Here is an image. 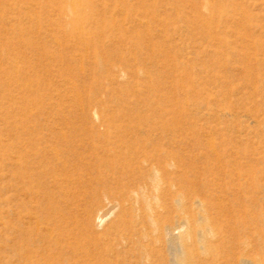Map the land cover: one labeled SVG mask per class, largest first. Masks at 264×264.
Returning a JSON list of instances; mask_svg holds the SVG:
<instances>
[{
  "label": "rangeland",
  "instance_id": "obj_1",
  "mask_svg": "<svg viewBox=\"0 0 264 264\" xmlns=\"http://www.w3.org/2000/svg\"><path fill=\"white\" fill-rule=\"evenodd\" d=\"M245 245L264 260V0H0V264Z\"/></svg>",
  "mask_w": 264,
  "mask_h": 264
},
{
  "label": "bare ground",
  "instance_id": "obj_2",
  "mask_svg": "<svg viewBox=\"0 0 264 264\" xmlns=\"http://www.w3.org/2000/svg\"><path fill=\"white\" fill-rule=\"evenodd\" d=\"M72 1H75V0H72ZM74 4H75V2H74ZM77 15H78V10L76 11V18H77ZM76 18H75V20L74 21H76ZM55 155H57V154H55ZM56 157V156H55ZM54 157V158H55ZM58 157V156H57ZM59 158V157H58ZM57 158V159H58ZM148 158H150L152 161H154L153 162V164H152V172H153V175H152V177H151V184H152V189L154 190V191H156V190H159V187H161L160 186V182L162 181V176H161V181H160V176H159V174H161L160 172L162 171V167L160 166V159H159V156L158 157H156V154H151ZM53 159V158H52ZM62 163V162H61ZM64 164V163H63ZM69 164V163H68ZM66 165V164H65ZM39 168V167H38ZM57 172V171H56ZM36 174V173H35ZM38 177H39V184L40 185H42V178H43V175H44V173L43 172H38ZM60 176V175H59ZM51 178V177H50ZM172 185H174V183H171V188L173 187ZM34 187V186H33ZM40 187V186H39ZM145 187V186H144ZM39 189V188H38ZM29 190V189H28ZM62 190V189H61ZM144 190V189H143ZM174 190V189H173ZM38 191V190H37ZM36 191V192H37ZM46 191V190H45ZM154 191H152L151 193H150V195H151V197L153 198V199H155V201H154V203H150V204H148V205H146L147 206V209H149V212H151L150 213V215H149V218L151 219V221H152V224H153V226L155 227V231L156 230H162L163 231V228H164V232H166L167 234H169V235H172V236H174V234H177V236L178 235H180L181 236V230L182 229H180L181 228V226L180 225H172V226H170V227H164L163 225H162V223H161V221L158 219V212L156 211V209L158 208V207H162V205H161V203H159L160 201H159V199H160V196H161V192L160 193H155ZM63 193H65V192H63ZM71 194H73V193H71ZM38 196V195H37ZM65 196V195H64ZM61 197H63V196H61ZM66 197V196H65ZM136 197V196H135ZM149 198V197H148ZM148 198H147V200H148ZM181 198V197H180ZM180 198H179V195H178V197H177V195H174L173 197H172V205H173V207H177V208H179V203L181 204V200H180ZM186 198V197H185ZM201 201H199V203H200ZM202 203V202H201ZM200 203V204H201ZM147 204V203H146ZM179 205V206H178ZM113 206V205H112ZM115 206V205H114ZM110 209H111V206H110V208L108 209H105V211H103V212H100L98 215H97V221H96V223H100V222H102V219H103V217L104 216H106L107 214H108V212L110 211ZM162 210V209H161ZM160 210V211H161ZM60 217V216H59ZM100 225V224H99ZM184 228V227H183ZM207 229V228H206ZM208 231H209V229H207ZM207 230H204V231H201L202 233L203 232H206ZM212 230V229H211ZM145 231V230H144ZM185 231V230H184ZM201 232H200V234H201ZM199 234V235H200ZM204 234V233H203ZM154 235V234H153ZM184 236V235H183ZM147 239V238H146ZM182 241V240H181ZM179 244V243H178ZM246 246H248L249 247V245H245V247ZM248 247H246V248H243V251H242V253H241V255H240V264H264V260L263 259H260L259 258V256H258V254L257 253H254V254H247L248 252L245 250V249H247ZM180 250V249H179ZM247 250H250V249H247ZM173 252H175V251H173ZM253 252V251H252ZM255 252V251H254ZM250 253V252H249ZM174 254V253H173ZM176 257V256H175ZM262 257V256H261ZM175 260V259H174ZM178 260L176 259V264L179 262H177Z\"/></svg>",
  "mask_w": 264,
  "mask_h": 264
}]
</instances>
